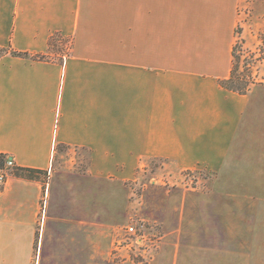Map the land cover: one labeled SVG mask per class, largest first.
Wrapping results in <instances>:
<instances>
[{
    "label": "crops",
    "instance_id": "crops-1",
    "mask_svg": "<svg viewBox=\"0 0 264 264\" xmlns=\"http://www.w3.org/2000/svg\"><path fill=\"white\" fill-rule=\"evenodd\" d=\"M263 31L264 0H0V47L30 54L0 56V153L48 173L0 185V264H116L128 185L154 160L213 187L204 223L174 192L149 264H264V78L221 84Z\"/></svg>",
    "mask_w": 264,
    "mask_h": 264
},
{
    "label": "rangeland",
    "instance_id": "rangeland-1",
    "mask_svg": "<svg viewBox=\"0 0 264 264\" xmlns=\"http://www.w3.org/2000/svg\"><path fill=\"white\" fill-rule=\"evenodd\" d=\"M243 10V22H248L252 16L251 5L247 3ZM238 31L240 32V26ZM258 37L264 41V31ZM234 54L233 84L249 87L251 83L264 78L261 72L264 62V44L256 49L245 48L241 39L238 38ZM169 171L163 161L154 160L141 170L139 178L129 183L131 207L125 225L118 230L116 235L113 255L118 256H114V263L149 264L159 247L163 246L162 241H165L167 235L175 236V232L172 231H174L177 218L180 217L178 211L176 214L172 210L176 190L182 192L183 200L187 204L194 202L200 205V211L195 214L196 218L198 217V220L204 223L207 212L203 206L206 204V198L201 193L213 187L211 174L199 168L180 171L177 174ZM215 199H218L221 204L220 197L216 196ZM184 213L188 218V213ZM163 219H166L169 227H166ZM130 226L135 227V234L129 230ZM196 230L205 235V228L201 227ZM173 242L170 238L166 241L169 251H174L177 246ZM123 247L125 248L123 249L124 256L119 254ZM191 248L185 251H191Z\"/></svg>",
    "mask_w": 264,
    "mask_h": 264
},
{
    "label": "trees",
    "instance_id": "trees-1",
    "mask_svg": "<svg viewBox=\"0 0 264 264\" xmlns=\"http://www.w3.org/2000/svg\"><path fill=\"white\" fill-rule=\"evenodd\" d=\"M10 53L12 55H18V56H30L29 53L16 51L12 48H1L0 47V56ZM33 58L42 59L45 58L44 55H32ZM235 56V54H234ZM233 74V69H232ZM232 74L229 79H225L221 81V84L231 90H235L238 92H245L248 87H245L243 85H235L233 84ZM6 163V155L0 153V168H5ZM10 174L15 175L17 177L25 178V179H37L46 181L48 173L45 170L42 169H36L32 167H24V166H14L11 169ZM1 187V186H0Z\"/></svg>",
    "mask_w": 264,
    "mask_h": 264
},
{
    "label": "built area",
    "instance_id": "built-area-1",
    "mask_svg": "<svg viewBox=\"0 0 264 264\" xmlns=\"http://www.w3.org/2000/svg\"><path fill=\"white\" fill-rule=\"evenodd\" d=\"M15 166L14 161L11 157L6 156V163H5V168H0V185H2L9 174V171H11V169ZM129 230L131 232H134L135 234V227L134 226H130ZM139 239V238H138ZM141 240V238H140Z\"/></svg>",
    "mask_w": 264,
    "mask_h": 264
}]
</instances>
